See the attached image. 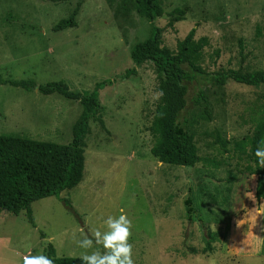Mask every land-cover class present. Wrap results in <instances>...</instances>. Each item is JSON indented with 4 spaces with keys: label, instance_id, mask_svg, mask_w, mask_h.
<instances>
[{
    "label": "rangeland",
    "instance_id": "1",
    "mask_svg": "<svg viewBox=\"0 0 264 264\" xmlns=\"http://www.w3.org/2000/svg\"><path fill=\"white\" fill-rule=\"evenodd\" d=\"M159 2L163 15L153 23L161 28L162 45L174 49L194 26L195 38L208 39L206 70H264V0ZM174 7L184 9L183 19L168 26ZM71 14L74 26L53 29ZM149 29L129 0H0V79L61 80L78 91L112 80L98 90L101 108L88 121L82 178L58 194L72 211L54 196L31 203L32 225L23 211L1 210L0 264H22V255L43 253L46 243L56 256L79 257L85 250L76 241L105 230L102 219L121 210L133 224L135 264H264V215L257 216L264 213V177L256 200L254 164L231 149V140L251 133L264 106V85L229 80L202 87L208 116L202 104L189 105L186 115L199 160L191 167L163 164L149 152L158 100L154 69L149 61L134 65L129 56ZM79 111L77 100L0 83V134L66 143ZM216 133L229 141L225 150L214 141ZM189 187L199 198L203 227L185 216ZM206 228L221 236L201 252ZM96 249L104 251L95 244L87 251Z\"/></svg>",
    "mask_w": 264,
    "mask_h": 264
},
{
    "label": "trees",
    "instance_id": "2",
    "mask_svg": "<svg viewBox=\"0 0 264 264\" xmlns=\"http://www.w3.org/2000/svg\"><path fill=\"white\" fill-rule=\"evenodd\" d=\"M129 1L132 2L135 12L143 16L150 25L149 35L135 42L129 50L134 65L149 61L155 73L158 100L148 128L154 137L149 152L163 164L191 167L199 160V156L186 115L190 106L202 104V112L208 116L202 87L207 84L221 86L229 80L258 87L264 85V70H206L202 65L203 48L208 44L206 36L195 38V27L192 26L182 38L176 40L174 49H170L162 45L161 28L153 23L155 18L163 15L159 0ZM183 14V8H172L167 13V25L171 26L174 22L182 20ZM74 25V14H71L69 17L60 18L53 29ZM213 55L217 56L218 50H214ZM133 72V68L126 69L124 76ZM0 83L25 90L35 88L44 95L57 93L67 99L77 100L80 104L79 114L70 126V140L66 143L0 134V211L13 214L23 211L27 222L32 225L31 203L49 196L59 198L63 205L72 211L69 201L60 198L58 194L74 187L82 178L84 138L89 130L88 121L96 117L101 108L98 90L112 83V80L95 82L90 90L85 91L69 89L61 80L36 85L32 80L0 79ZM99 124L102 125L101 120ZM214 141L218 142L223 150L229 142L217 133ZM257 146L264 147V106L251 133L231 140V149L248 157L254 164L256 200L260 197L264 177V168L259 167L254 155ZM231 180L232 178L229 179ZM225 190L228 194L230 187L226 186ZM188 191L183 200L185 216L189 221L198 220L199 225L203 227L199 198L190 187ZM224 198H227V195H224ZM211 199L213 200V197ZM220 236V231L206 228L201 252L211 251L212 242ZM190 251L196 252L194 248H190ZM43 254L51 258L54 264H81L78 256H56L50 243L44 245Z\"/></svg>",
    "mask_w": 264,
    "mask_h": 264
},
{
    "label": "clouds",
    "instance_id": "3",
    "mask_svg": "<svg viewBox=\"0 0 264 264\" xmlns=\"http://www.w3.org/2000/svg\"><path fill=\"white\" fill-rule=\"evenodd\" d=\"M254 155L259 167L264 168V147L257 146ZM248 197L253 198L251 193ZM258 215H264V213L258 211ZM240 225L242 224L237 223V227ZM101 227L105 230L94 229L91 237L85 234L83 238L76 241L78 247L85 250L78 257L81 264H135L133 245L129 242L133 224L123 210L119 215H108L103 218ZM94 244L102 247L104 251L96 249L89 253L87 250L92 249ZM21 261L22 264H54V261L42 252L36 255L29 252L22 255Z\"/></svg>",
    "mask_w": 264,
    "mask_h": 264
}]
</instances>
